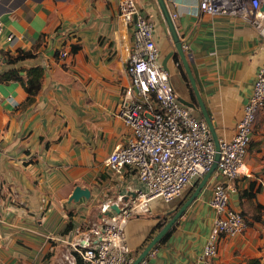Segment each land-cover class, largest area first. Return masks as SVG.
Segmentation results:
<instances>
[{
  "label": "crops",
  "instance_id": "1",
  "mask_svg": "<svg viewBox=\"0 0 264 264\" xmlns=\"http://www.w3.org/2000/svg\"><path fill=\"white\" fill-rule=\"evenodd\" d=\"M122 1L0 0V50L12 58L32 54L5 60L0 68V264H67L70 250L63 239L97 220L91 216L94 200L126 197L140 185L131 171L112 175L105 164L129 132L116 114L129 83L125 61L132 33L119 17ZM134 1L153 24L161 61L177 53L159 1ZM199 1L165 3L216 135L230 138L264 67V35L238 15L201 11ZM74 43L79 48L66 58L55 54ZM38 65L44 76L35 95L28 96L21 80L2 78L18 69L26 80L27 70ZM167 66L176 94L197 104L194 113L204 117L179 56L169 57ZM199 183L189 184L170 201L153 199L151 213L128 221L130 257L136 259L163 226L158 225L161 218L168 221ZM214 183L209 177L145 257L148 264H202L216 216L208 202ZM78 184L90 188L91 196L70 201ZM244 190H252L254 202L263 205V220L244 233L223 236L218 264L264 258V109L258 111L241 173L230 191V205L237 210L246 199ZM100 214L99 209L97 218Z\"/></svg>",
  "mask_w": 264,
  "mask_h": 264
},
{
  "label": "built area",
  "instance_id": "2",
  "mask_svg": "<svg viewBox=\"0 0 264 264\" xmlns=\"http://www.w3.org/2000/svg\"><path fill=\"white\" fill-rule=\"evenodd\" d=\"M263 3L264 0H200L199 9L212 15H238L264 35V11L260 10ZM119 17L132 27L125 61L129 83L122 90L116 111L129 132L105 164L112 175L131 171L140 185L135 195L129 194L128 198L120 194L104 200L97 220L63 239L70 250L67 264H132L135 258L129 256L125 231L128 221L151 213L153 199L170 201L189 184L199 182L211 170L219 152L210 176L215 183L208 200L216 213L215 222L200 256L202 264H218L221 238L244 233L249 227L242 212L230 205V191L241 173L257 113L264 109V67L255 77L234 134L218 138V149L206 119L197 116L176 94L169 71L162 64L152 22L134 0L120 3ZM3 31L0 17V35ZM7 38L12 40L14 34L9 33ZM55 51L60 58L70 54L66 47ZM5 60L6 55L0 50V68ZM114 204L119 211L112 207ZM138 264H148L147 259Z\"/></svg>",
  "mask_w": 264,
  "mask_h": 264
},
{
  "label": "water",
  "instance_id": "3",
  "mask_svg": "<svg viewBox=\"0 0 264 264\" xmlns=\"http://www.w3.org/2000/svg\"><path fill=\"white\" fill-rule=\"evenodd\" d=\"M162 11L164 13V16L167 20L168 26L170 28V31L173 35V39L175 40L176 43V48H177V53L175 51H172L171 53H169V55L162 61L163 66L168 69L167 66V61L169 59V57L171 56H179V58L181 59V62L184 64L185 68H186V72L187 75L189 77V80L192 84V87L196 93V97L198 100V104L201 107L204 117L206 118L212 134L214 136V140L216 142L217 148L219 149V139L218 136L216 135V131L214 126L212 125V121L211 118L208 114V111L206 109V106L201 98V95L198 91V87L195 81V78L192 74V71L189 67L188 61L186 59L185 53H184V47H183V43L179 40V36L175 30V26H174V22L172 19L171 14L169 13V10L167 9L165 0H158ZM262 9H264V3L262 5ZM179 99L186 105L192 107V108H196L197 104H195L194 102L188 101L186 99H183L181 97H179ZM220 157V153L218 152L216 154V161L214 163V165L212 166L211 170L199 181V185L197 186V188L195 189V191L193 192V194L181 205V207L179 209H177V211H175L173 213V216L160 228V230L158 231V233L149 241V243L145 246V248L142 250L141 253H139V255L136 257V259L133 261L132 264H138L142 259H144L148 253H150V251L156 246V244L166 235V233L171 229V227L176 223V221L178 220V218L181 216V214L184 212L185 208L191 203V201L197 196L198 192L200 191V189L203 187V185L207 182V180L209 179V177L211 176L212 172L215 170L216 166H217V160ZM128 194H132L135 195V192L132 191ZM128 194L126 195L125 198L128 197ZM91 196V190L88 187H83L81 185H76L70 195V201L74 200V201H79L81 198L86 197L89 198ZM116 211H119V207L117 205H113L112 206Z\"/></svg>",
  "mask_w": 264,
  "mask_h": 264
},
{
  "label": "trees",
  "instance_id": "4",
  "mask_svg": "<svg viewBox=\"0 0 264 264\" xmlns=\"http://www.w3.org/2000/svg\"><path fill=\"white\" fill-rule=\"evenodd\" d=\"M13 7V6H11ZM79 48V44L70 45V52L74 53ZM5 54V52H4ZM55 54L58 55V51H55ZM25 56H32V54H24L19 55L16 58L9 57L6 55V60L8 62H14L16 59L23 58ZM178 60V58H177ZM181 64V63H180ZM44 76V68L42 66H33L27 70V79L25 80L19 73L18 69L11 70L5 74H3V79H19L21 80L26 87L28 92V96H32L38 93L42 86V78ZM242 197H246L244 201H242V214L247 218L248 224H252L254 221H262L263 220V205L258 202H254L253 198L255 197V193L251 191L244 190L242 192ZM71 223L68 224L70 226ZM248 264H264V258L260 256L251 257L248 259Z\"/></svg>",
  "mask_w": 264,
  "mask_h": 264
},
{
  "label": "rangeland",
  "instance_id": "5",
  "mask_svg": "<svg viewBox=\"0 0 264 264\" xmlns=\"http://www.w3.org/2000/svg\"><path fill=\"white\" fill-rule=\"evenodd\" d=\"M258 115V113H257ZM104 199L102 198H97L94 200V206H93V210H92V213H91V216H92V219H98V214H99V209H100V204L101 202L103 201ZM159 226H161V224H159Z\"/></svg>",
  "mask_w": 264,
  "mask_h": 264
},
{
  "label": "flooded vegetation",
  "instance_id": "6",
  "mask_svg": "<svg viewBox=\"0 0 264 264\" xmlns=\"http://www.w3.org/2000/svg\"><path fill=\"white\" fill-rule=\"evenodd\" d=\"M167 219L164 217V218H161V220L159 221L158 225L161 224L164 225L166 223Z\"/></svg>",
  "mask_w": 264,
  "mask_h": 264
}]
</instances>
